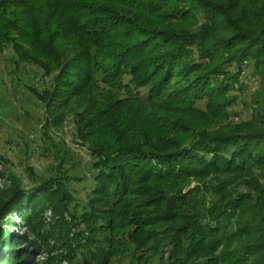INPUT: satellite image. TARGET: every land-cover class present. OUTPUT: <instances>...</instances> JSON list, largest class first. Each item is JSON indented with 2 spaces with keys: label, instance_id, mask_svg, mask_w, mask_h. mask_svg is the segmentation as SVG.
Wrapping results in <instances>:
<instances>
[{
  "label": "trees",
  "instance_id": "obj_1",
  "mask_svg": "<svg viewBox=\"0 0 264 264\" xmlns=\"http://www.w3.org/2000/svg\"><path fill=\"white\" fill-rule=\"evenodd\" d=\"M7 43L49 77L46 123L71 115L89 153L83 176L6 203L25 199L33 235L60 215L65 254L27 264H264V0H0ZM244 62L257 86L234 122Z\"/></svg>",
  "mask_w": 264,
  "mask_h": 264
},
{
  "label": "rangeland",
  "instance_id": "obj_2",
  "mask_svg": "<svg viewBox=\"0 0 264 264\" xmlns=\"http://www.w3.org/2000/svg\"><path fill=\"white\" fill-rule=\"evenodd\" d=\"M240 78L245 88L228 109L238 115L231 118L234 122L249 117V95L257 86L251 66L246 62ZM48 80L36 66L17 62L11 44L0 49V264L15 263L19 256V263L27 264L25 253L30 263L65 254L62 247L65 230L59 224L60 215L45 209L39 234H31L19 211L25 199L18 202L19 209L6 208L13 191L28 192L55 176H83L89 172L87 144L77 137L71 115L65 116L59 127L46 123L48 114L34 92L41 91ZM230 95L237 96L238 91L234 88ZM71 186L75 189L74 195L80 198L88 183L71 182ZM62 217L66 222L71 220L67 212ZM75 230L70 226L68 238L74 237ZM4 235L7 237L3 239ZM34 246L41 251L32 255ZM19 251L21 255H17ZM123 262L128 264L127 260ZM56 264H67V260L62 258Z\"/></svg>",
  "mask_w": 264,
  "mask_h": 264
}]
</instances>
